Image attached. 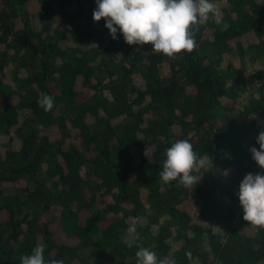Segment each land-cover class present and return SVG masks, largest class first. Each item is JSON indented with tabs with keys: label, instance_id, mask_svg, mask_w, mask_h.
<instances>
[{
	"label": "trees",
	"instance_id": "trees-1",
	"mask_svg": "<svg viewBox=\"0 0 264 264\" xmlns=\"http://www.w3.org/2000/svg\"><path fill=\"white\" fill-rule=\"evenodd\" d=\"M212 2L221 15L197 49L170 59L112 39L96 0H0V264L38 244L46 261L135 264L136 218V244L159 258L264 264V229L238 197L248 173H264L250 151L264 130V0ZM242 76L260 85L245 100ZM180 139L212 159L191 188L159 177Z\"/></svg>",
	"mask_w": 264,
	"mask_h": 264
},
{
	"label": "clouds",
	"instance_id": "clouds-1",
	"mask_svg": "<svg viewBox=\"0 0 264 264\" xmlns=\"http://www.w3.org/2000/svg\"><path fill=\"white\" fill-rule=\"evenodd\" d=\"M96 4L93 20L104 19L112 39L118 40L119 32L128 45L142 48L150 44L152 51L170 59L196 50L200 26L221 15L220 8L212 0H96ZM228 27L223 24L221 30L226 31ZM37 103L45 112H51L55 107L53 97L48 94H42ZM257 144L259 149L251 147L250 151L258 166L264 169V130L259 133ZM165 154L159 173L165 184L178 181V185L191 188L202 178L194 173L212 167L211 156L200 157L189 139L176 140ZM144 155L151 160L150 146L146 147ZM238 197L244 221L264 229V173H248L239 185ZM138 222L136 218L127 230L132 234L127 246L139 249L135 253V264H176L174 258H159L154 251L136 244L134 236ZM44 251V246L38 244L30 255L20 257V264H64L63 260L46 261Z\"/></svg>",
	"mask_w": 264,
	"mask_h": 264
},
{
	"label": "rangeland",
	"instance_id": "rangeland-1",
	"mask_svg": "<svg viewBox=\"0 0 264 264\" xmlns=\"http://www.w3.org/2000/svg\"><path fill=\"white\" fill-rule=\"evenodd\" d=\"M256 58H258L259 59V56H257V54H249L248 55V57H247V59H246V61H245V63H246V67H247V74H248V76L249 77H253L254 76V59H256ZM242 78H243V76H242ZM254 78V77H253ZM244 79V81H245V83L246 84H248V90L245 92V94L243 95V99L245 100L246 98H247V96H249V94L252 92H254V93H257V92H259V88H260V85H258L257 84V82H256V85L254 86V87H252L251 86V82H249L250 81V79H245V78H243ZM263 90H264V87H263ZM65 112L67 113V114H69V113H71L72 112V110L71 109H65ZM220 114V119L223 121V122H225V121H227V119H228V116H226V115H222V113H219Z\"/></svg>",
	"mask_w": 264,
	"mask_h": 264
}]
</instances>
